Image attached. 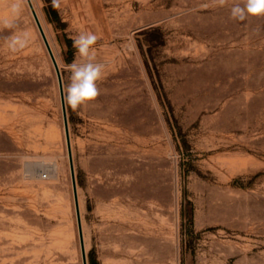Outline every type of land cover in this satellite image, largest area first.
Wrapping results in <instances>:
<instances>
[{
	"label": "rangeland",
	"instance_id": "374dc122",
	"mask_svg": "<svg viewBox=\"0 0 264 264\" xmlns=\"http://www.w3.org/2000/svg\"><path fill=\"white\" fill-rule=\"evenodd\" d=\"M32 1L64 89L81 32L107 65L98 97L67 106L89 264H264V15L233 19L243 0ZM12 2L0 264H83L57 73L27 0L19 15Z\"/></svg>",
	"mask_w": 264,
	"mask_h": 264
},
{
	"label": "clouds",
	"instance_id": "9594fccd",
	"mask_svg": "<svg viewBox=\"0 0 264 264\" xmlns=\"http://www.w3.org/2000/svg\"><path fill=\"white\" fill-rule=\"evenodd\" d=\"M217 2L223 5L225 0H217ZM22 4L23 0H13L10 6L11 12L19 15ZM52 6L59 7L60 0H52ZM249 15H264V0H243L242 5L236 3L231 8L233 19L244 21ZM4 24L8 28L14 26L11 20H5ZM98 39V35L92 32H81L73 38L77 57L66 66L70 77L63 97L64 103L73 110L94 101L100 94L98 82L104 78L107 65L97 60V50L94 45ZM30 40L31 35L27 31L15 33L9 38L7 48L13 53L18 52L27 47Z\"/></svg>",
	"mask_w": 264,
	"mask_h": 264
},
{
	"label": "water",
	"instance_id": "95a60500",
	"mask_svg": "<svg viewBox=\"0 0 264 264\" xmlns=\"http://www.w3.org/2000/svg\"><path fill=\"white\" fill-rule=\"evenodd\" d=\"M27 2H28L29 7L32 11L34 19L37 23V26L40 30L42 38L46 44L48 52L51 56V59L53 61V64H54V67H55V70L57 73V77H58L59 89H60V94H61L62 109H63V116H64V123H65V132H66V139H67L68 155H69V160H70L71 175H72V181H73L76 214H77L78 229H79V236H80V243H81V250H82V259H83V264H89L88 254H87V250H86V246H85V240H84L82 215H81V209H80V201H79V194H78V185H77V177H76V170H75V164H74V156H73V149H72V142H71V134H70V125H69V118H68V112H67V105L64 103V99H63V97H64L63 75H62V71H61V68L59 66V63L57 61V58L54 54V51H53L51 44L49 42V39L47 37V34H46L44 27L41 23L39 15L36 11L34 3L32 0H27Z\"/></svg>",
	"mask_w": 264,
	"mask_h": 264
},
{
	"label": "bare ground",
	"instance_id": "6f19581e",
	"mask_svg": "<svg viewBox=\"0 0 264 264\" xmlns=\"http://www.w3.org/2000/svg\"><path fill=\"white\" fill-rule=\"evenodd\" d=\"M36 11H37V10H36ZM39 18H40V17H39ZM65 135H66V132H65ZM66 143H67V139H66ZM54 168H56V167L54 166ZM56 169H57V168H56ZM56 169H55V170H56ZM55 172H56V171H55Z\"/></svg>",
	"mask_w": 264,
	"mask_h": 264
},
{
	"label": "built area",
	"instance_id": "2783aa9c",
	"mask_svg": "<svg viewBox=\"0 0 264 264\" xmlns=\"http://www.w3.org/2000/svg\"><path fill=\"white\" fill-rule=\"evenodd\" d=\"M44 176H46V174Z\"/></svg>",
	"mask_w": 264,
	"mask_h": 264
}]
</instances>
